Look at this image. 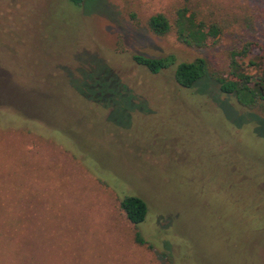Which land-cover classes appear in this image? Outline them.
<instances>
[{
    "label": "rangeland",
    "instance_id": "374dc122",
    "mask_svg": "<svg viewBox=\"0 0 264 264\" xmlns=\"http://www.w3.org/2000/svg\"><path fill=\"white\" fill-rule=\"evenodd\" d=\"M183 5L215 46L146 30ZM244 43L264 61V0H0V264H264V122L131 60L216 71Z\"/></svg>",
    "mask_w": 264,
    "mask_h": 264
},
{
    "label": "trees",
    "instance_id": "16d2710c",
    "mask_svg": "<svg viewBox=\"0 0 264 264\" xmlns=\"http://www.w3.org/2000/svg\"><path fill=\"white\" fill-rule=\"evenodd\" d=\"M67 1L73 6H79L82 2V0ZM130 18L133 19L134 16L130 15ZM145 28L156 37L173 33L178 43L194 50L215 46L226 30L225 27H220L216 23L201 20L184 5L174 11L171 21L162 14L148 17ZM251 49L250 44L244 43L240 48L226 52L216 71L207 70L206 63L201 58H195L191 62L176 63L173 56L150 58L134 54L131 60L151 75L170 69L171 83L175 90L187 91L195 88L198 94L204 95L208 91V86L213 84L218 94L227 99L230 98L238 108L254 113L259 112L264 116V61L255 63L259 56L251 55L252 58H250L248 55ZM227 99L218 104L230 106ZM253 114H250L249 119L264 122V117ZM234 117H239L238 120L243 119L241 115H234ZM116 201L117 208L130 225L135 227L144 221L147 208L143 200L138 197L124 196L121 199L117 198ZM133 240L138 245L144 243L138 232L134 233Z\"/></svg>",
    "mask_w": 264,
    "mask_h": 264
},
{
    "label": "crops",
    "instance_id": "0c3cea01",
    "mask_svg": "<svg viewBox=\"0 0 264 264\" xmlns=\"http://www.w3.org/2000/svg\"><path fill=\"white\" fill-rule=\"evenodd\" d=\"M115 197V196H114ZM116 198V197H115Z\"/></svg>",
    "mask_w": 264,
    "mask_h": 264
}]
</instances>
